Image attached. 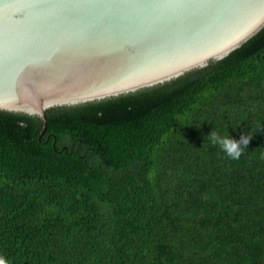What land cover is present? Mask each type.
<instances>
[{
    "label": "trees",
    "instance_id": "1",
    "mask_svg": "<svg viewBox=\"0 0 264 264\" xmlns=\"http://www.w3.org/2000/svg\"><path fill=\"white\" fill-rule=\"evenodd\" d=\"M0 112L10 264H264V29L163 85ZM212 131L252 139L237 160Z\"/></svg>",
    "mask_w": 264,
    "mask_h": 264
},
{
    "label": "water",
    "instance_id": "2",
    "mask_svg": "<svg viewBox=\"0 0 264 264\" xmlns=\"http://www.w3.org/2000/svg\"><path fill=\"white\" fill-rule=\"evenodd\" d=\"M264 29V0H0V112L37 116L163 85Z\"/></svg>",
    "mask_w": 264,
    "mask_h": 264
},
{
    "label": "clouds",
    "instance_id": "3",
    "mask_svg": "<svg viewBox=\"0 0 264 264\" xmlns=\"http://www.w3.org/2000/svg\"><path fill=\"white\" fill-rule=\"evenodd\" d=\"M210 142L219 148L228 158L237 160L241 157L249 141L252 139L249 135H242L238 141L230 139L225 135L212 131L209 135ZM0 264H10L3 256H0Z\"/></svg>",
    "mask_w": 264,
    "mask_h": 264
}]
</instances>
